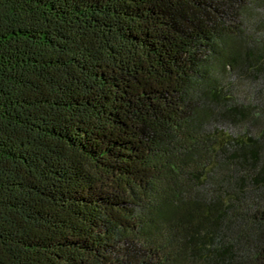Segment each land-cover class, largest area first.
<instances>
[{
    "label": "trees",
    "instance_id": "obj_1",
    "mask_svg": "<svg viewBox=\"0 0 264 264\" xmlns=\"http://www.w3.org/2000/svg\"><path fill=\"white\" fill-rule=\"evenodd\" d=\"M0 264H264V0H0Z\"/></svg>",
    "mask_w": 264,
    "mask_h": 264
}]
</instances>
